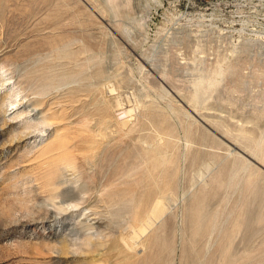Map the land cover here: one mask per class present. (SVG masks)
<instances>
[{"label":"rangeland","instance_id":"374dc122","mask_svg":"<svg viewBox=\"0 0 264 264\" xmlns=\"http://www.w3.org/2000/svg\"><path fill=\"white\" fill-rule=\"evenodd\" d=\"M0 264H264V0H0Z\"/></svg>","mask_w":264,"mask_h":264},{"label":"bare ground","instance_id":"6f19581e","mask_svg":"<svg viewBox=\"0 0 264 264\" xmlns=\"http://www.w3.org/2000/svg\"><path fill=\"white\" fill-rule=\"evenodd\" d=\"M73 206V205H72ZM74 207V206H73Z\"/></svg>","mask_w":264,"mask_h":264}]
</instances>
